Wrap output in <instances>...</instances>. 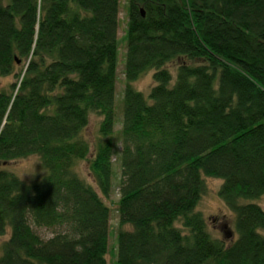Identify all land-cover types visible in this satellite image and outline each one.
Wrapping results in <instances>:
<instances>
[{"label": "trees", "instance_id": "1", "mask_svg": "<svg viewBox=\"0 0 264 264\" xmlns=\"http://www.w3.org/2000/svg\"><path fill=\"white\" fill-rule=\"evenodd\" d=\"M124 5L117 145L119 0H0V78L16 77L0 90V264H106L114 156L115 264H264V0ZM148 71L145 96L131 83ZM30 155L38 178L5 168ZM205 177L234 214L228 244L196 211Z\"/></svg>", "mask_w": 264, "mask_h": 264}, {"label": "rangeland", "instance_id": "2", "mask_svg": "<svg viewBox=\"0 0 264 264\" xmlns=\"http://www.w3.org/2000/svg\"><path fill=\"white\" fill-rule=\"evenodd\" d=\"M119 28H118V38H119V50H118V61H117V76L115 82V99H114V112H115V126L113 128L115 135V143L119 145L120 137L119 130L121 127V108H122V90L124 87V77L122 74L123 69V59L125 52V45L123 42V34L125 30V21H126V6L124 5V0H119ZM172 76L175 73L174 63L168 65ZM16 77L12 75L0 78V90L9 91L10 84L15 82ZM132 86L142 91V93L147 96L150 87L153 85L152 81V71H148L141 75L137 80L131 83ZM100 117L91 114L89 116V123L87 127L83 130L82 134L91 144L94 143V139L98 135V124ZM90 144V145H91ZM112 176H111V191L107 198L103 197L106 204L111 207V215L109 219V236H108V251L106 254V264H115L116 255H115V234L118 230V217L117 213L114 210L115 202L118 198V182L120 179V167L119 162L116 156L112 158ZM6 169H9L15 173L20 178L31 181L35 178H38L42 173L43 169L40 165V160L37 155H30L23 159H18L11 161L6 164ZM75 171L81 177H83L87 182L91 183L96 190V187L93 177L88 169V161L83 160L77 162L75 166ZM205 186L206 190L202 195L199 203L196 206V211L200 212L206 222V229L210 235L214 238L223 239L225 243L228 244L234 238V214L226 207L223 201L218 196L217 192L221 184V180L217 178L205 177ZM244 201V200H242ZM257 202L261 208L264 210V195L260 198L254 200ZM114 206V207H113ZM33 230L42 238L46 239L50 237L53 233L51 229L46 228H35ZM232 232L230 236L227 232ZM8 234L3 237H0V244L7 238ZM228 236V237H227ZM230 238V239H229Z\"/></svg>", "mask_w": 264, "mask_h": 264}, {"label": "water", "instance_id": "3", "mask_svg": "<svg viewBox=\"0 0 264 264\" xmlns=\"http://www.w3.org/2000/svg\"><path fill=\"white\" fill-rule=\"evenodd\" d=\"M141 14H142V16L144 15V13H143V11L141 10Z\"/></svg>", "mask_w": 264, "mask_h": 264}]
</instances>
